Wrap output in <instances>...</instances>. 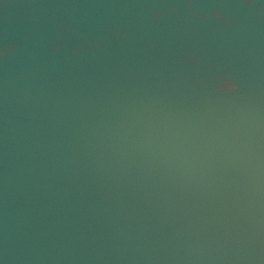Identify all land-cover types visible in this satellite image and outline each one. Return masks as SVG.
Listing matches in <instances>:
<instances>
[{"label":"bare ground","instance_id":"6f19581e","mask_svg":"<svg viewBox=\"0 0 264 264\" xmlns=\"http://www.w3.org/2000/svg\"><path fill=\"white\" fill-rule=\"evenodd\" d=\"M264 0H0V264H264Z\"/></svg>","mask_w":264,"mask_h":264},{"label":"clouds","instance_id":"9594fccd","mask_svg":"<svg viewBox=\"0 0 264 264\" xmlns=\"http://www.w3.org/2000/svg\"><path fill=\"white\" fill-rule=\"evenodd\" d=\"M230 172L235 178L238 190L248 201L252 211H260V201L264 197V187L261 185V160L258 150H254L250 159L242 166L232 167Z\"/></svg>","mask_w":264,"mask_h":264}]
</instances>
